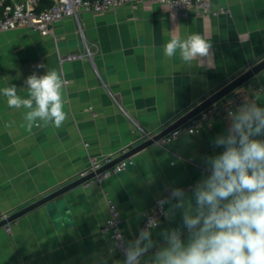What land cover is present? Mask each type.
<instances>
[{"label":"crops","instance_id":"crops-1","mask_svg":"<svg viewBox=\"0 0 264 264\" xmlns=\"http://www.w3.org/2000/svg\"><path fill=\"white\" fill-rule=\"evenodd\" d=\"M213 9L230 14L181 15L144 1L106 13L83 12L79 19L55 24L46 36L29 29L1 32L0 89L14 84L18 95L27 98V77L43 75L47 68L61 71L67 118L59 129L49 124L28 131L25 110L9 108L0 95V217L78 180L91 157L115 160L123 150L130 151L139 139L130 119L159 134L263 60L264 0H213ZM173 31L181 38L199 33L208 39L211 64L190 66L178 54L166 58L163 48ZM87 47L92 58L62 61ZM248 82L260 90L243 104L254 101L264 107V71ZM248 82L235 91H245ZM229 125L225 114L195 134L154 145L101 186L82 185L58 205L41 206L10 223L9 231L0 229V264H123L102 231L107 196L117 204L123 233L132 242L158 198L176 188L190 190L185 193L191 197L194 186L210 174L207 159L224 150L214 141ZM175 203L167 204L169 216L153 230L155 245L142 261L150 264L164 245V230L180 229L187 240L182 210H171Z\"/></svg>","mask_w":264,"mask_h":264},{"label":"clouds","instance_id":"clouds-1","mask_svg":"<svg viewBox=\"0 0 264 264\" xmlns=\"http://www.w3.org/2000/svg\"><path fill=\"white\" fill-rule=\"evenodd\" d=\"M163 52L168 59L178 54L190 66L211 64L213 57L212 43L199 33L181 38L173 31ZM65 84L63 72L47 68L45 74L34 72L25 80L27 98L18 95L14 84L0 89V95L9 108L25 110L28 131L49 124L59 129L67 118ZM229 117L227 133L214 141L224 150L207 159L210 174L194 186L191 197L176 188L160 201L161 207L176 201L171 210H182L187 240L180 229L164 230L165 243L150 264H264V139L256 138L264 136V107L245 103ZM155 226V220L149 221L148 228L127 243L123 264H141L155 245L150 231Z\"/></svg>","mask_w":264,"mask_h":264},{"label":"built area","instance_id":"built-area-1","mask_svg":"<svg viewBox=\"0 0 264 264\" xmlns=\"http://www.w3.org/2000/svg\"><path fill=\"white\" fill-rule=\"evenodd\" d=\"M144 1L166 6L170 10H175L181 15H188L191 13L195 14L197 17H206L216 16L218 14H230V10L215 11L213 9V0H50L49 6L46 7L42 6L41 0H0V33L16 29H29L46 36L52 33V28L55 24L67 18L79 19L80 14L83 12L93 14L106 13L124 6L140 4ZM92 56L91 49L87 47L84 52L69 54L62 59V61L89 59L92 58ZM259 90L257 83L248 82L245 91L231 92L197 116L191 118L184 125L164 136L159 143L161 145H168L185 133L192 135L199 132L202 128L208 127L219 121L225 114L234 112L241 104L246 102L247 99L258 93ZM112 97L115 99L113 95ZM89 111L94 118L97 117L96 112H94L92 108H90ZM130 120L133 125L132 132L139 136L135 146L147 140H151L157 135L156 133L144 130L133 119ZM128 151L129 150H123L119 156L126 154ZM112 161L113 160L110 158L99 159L97 157H91L88 166L78 174V179H84L94 174V177L88 179L83 186H101L107 179L121 174L134 163L132 158L126 159L98 173ZM169 197H171V193L163 195L154 202L152 207L144 215L134 240L139 236L142 230L148 228L149 221H156V226L150 230L152 233L154 229L158 228L167 220L169 216L167 208L168 203H165L161 207L160 201ZM172 201L175 200L173 199ZM107 209L108 213L102 231L111 237L115 249L120 253L124 261V248L127 246L128 241L122 230V218L118 206L109 196H107ZM7 217L8 215H2L0 217V222L7 219ZM4 229L9 231V225L4 227ZM141 264L148 263L141 260Z\"/></svg>","mask_w":264,"mask_h":264},{"label":"water","instance_id":"water-1","mask_svg":"<svg viewBox=\"0 0 264 264\" xmlns=\"http://www.w3.org/2000/svg\"><path fill=\"white\" fill-rule=\"evenodd\" d=\"M264 71V59L261 60L259 63L251 67L249 70L241 74L239 77L234 79L232 82L224 86L222 89L217 91L212 96L208 97L206 100L195 106L192 110L181 116L178 120H176L173 124L168 126L164 131L157 134L155 137H153L151 140H147L146 142H143L139 145L134 146L130 151H128L126 154L119 156L115 160H113L110 164L102 168L98 173H101L102 171L109 169L118 163L130 159L134 157L135 155L141 153L142 151L153 147L154 145H161L159 141L166 135H168L170 132L175 130L176 128L184 125L187 123L191 118L197 116L207 108H209L211 105L217 103L220 101L223 97L227 96L231 92L238 89L240 86H242L244 83L252 80L253 78L257 77L260 73ZM94 177V174L91 176L84 178V179H78L73 182H70L66 184L65 186H62L58 188L57 190L50 192L46 196L34 201L27 207L11 214L7 217V219L0 222V229L8 226L10 223L18 220L19 218L27 215L28 213L34 211L35 209L44 206V205H58L60 201L63 199L65 195L70 193L71 191L79 188L82 186L88 179H91Z\"/></svg>","mask_w":264,"mask_h":264},{"label":"trees","instance_id":"trees-1","mask_svg":"<svg viewBox=\"0 0 264 264\" xmlns=\"http://www.w3.org/2000/svg\"><path fill=\"white\" fill-rule=\"evenodd\" d=\"M41 3L43 7H46V6H49L50 0H41Z\"/></svg>","mask_w":264,"mask_h":264}]
</instances>
